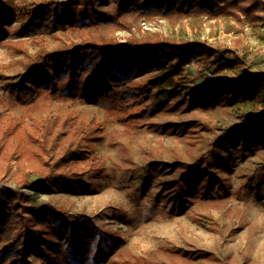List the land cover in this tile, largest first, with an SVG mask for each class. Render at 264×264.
Instances as JSON below:
<instances>
[{"label": "rangeland", "instance_id": "obj_1", "mask_svg": "<svg viewBox=\"0 0 264 264\" xmlns=\"http://www.w3.org/2000/svg\"><path fill=\"white\" fill-rule=\"evenodd\" d=\"M49 2L58 4L54 31L37 40L20 31L22 15ZM127 8L122 0H14L15 18L0 32V119L31 134L13 136L0 187L52 205L67 227L35 226L20 211L13 238L0 237V264H264V39L249 25L206 19L202 40L236 51L241 63L212 67L221 83L197 72L192 79L198 64L186 65L178 91L154 108L149 73L127 83L125 102L88 71V54L78 70L54 57L34 66L68 49L72 30ZM183 23L145 21L138 34L191 39ZM242 76L262 84L236 95L230 79ZM199 85L206 95L195 93ZM48 121L60 137L44 145L32 133Z\"/></svg>", "mask_w": 264, "mask_h": 264}, {"label": "trees", "instance_id": "obj_2", "mask_svg": "<svg viewBox=\"0 0 264 264\" xmlns=\"http://www.w3.org/2000/svg\"><path fill=\"white\" fill-rule=\"evenodd\" d=\"M127 3V10L118 18L101 20L84 24L71 32L72 45L65 50H56L52 53L40 55L34 62L37 68H43L50 57L68 61L74 70L82 66L83 54L90 56L88 71L109 81L115 94L121 93L126 102L129 88L127 83L134 75L142 76L146 73L149 89L156 90L151 107L170 100L178 91L183 80V69L186 65L198 64L194 72L197 77L207 79L214 83H221L220 77L216 79L210 74L215 67L218 71L241 63L240 56L234 50L227 48H212L201 38L206 19L235 23L242 27L249 25L253 34L264 39V0H161L158 5L152 6L146 0L141 8V0H122ZM3 4L11 6V10L3 9ZM14 0H0V32H4L6 24L15 18L12 13ZM58 4L49 2L44 7H38L34 12L23 14L24 22L20 31L34 39L50 34L56 28ZM55 19V20H54ZM167 20L172 24L187 22L192 30L193 37H177L161 32L138 34V30L145 21ZM50 21V22H49ZM54 22V23H53ZM185 24V23H183ZM54 25V26H53ZM234 29V26L232 27ZM127 32L125 41L121 42L119 33ZM186 35L188 33L186 32ZM201 56V58H199ZM66 74L54 76V80H65ZM230 85L236 95H245L249 86L262 84L258 77L231 78ZM207 85V83H204ZM206 95V86H200L195 92ZM149 106V107H150ZM56 122L48 121L35 126L32 134H40L44 145L57 140L60 135L55 131ZM15 134H31L11 118L0 119V170H5L8 162L14 157ZM34 136H28L27 141L32 142ZM75 148V147H74ZM73 148V149H74ZM48 175L54 176L53 170ZM71 174L69 173L68 176ZM25 182V181H24ZM23 182V183H24ZM31 186L34 182H28ZM24 186V184L20 185ZM29 186V185H27ZM17 198V200H16ZM18 201V204H16ZM20 211L26 213L35 226L52 224L65 225L67 222L55 211L52 205L38 203L26 193H15L9 187H0V237L9 242L15 232V224L19 220ZM76 220L78 216H69ZM65 223V224H64ZM4 261V258H3Z\"/></svg>", "mask_w": 264, "mask_h": 264}]
</instances>
